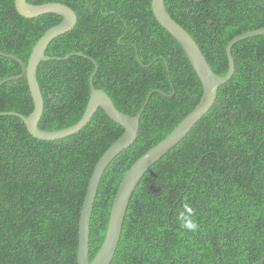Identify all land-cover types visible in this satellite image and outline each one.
<instances>
[{
	"label": "trees",
	"instance_id": "1",
	"mask_svg": "<svg viewBox=\"0 0 264 264\" xmlns=\"http://www.w3.org/2000/svg\"><path fill=\"white\" fill-rule=\"evenodd\" d=\"M27 1L63 3L78 16L46 50L60 59L38 67L41 129H65L82 118L96 65L95 88L121 112L136 116L152 93L137 139L102 176L90 226L93 259L124 175L199 104L203 87L155 17L152 0ZM165 6L219 76L229 73L228 43L264 27V0H165ZM62 20L55 13L26 18L15 0H0V50L27 64L37 41ZM232 55L234 74L210 111L138 183L111 264H258L264 257V35L235 42ZM21 71L0 55V81ZM33 109L26 76L1 85L0 113L28 117ZM124 132L102 108L78 133L53 141L33 137L17 115L0 116V264H78L90 178Z\"/></svg>",
	"mask_w": 264,
	"mask_h": 264
},
{
	"label": "water",
	"instance_id": "2",
	"mask_svg": "<svg viewBox=\"0 0 264 264\" xmlns=\"http://www.w3.org/2000/svg\"><path fill=\"white\" fill-rule=\"evenodd\" d=\"M15 6L18 13L26 18H34L43 14L55 13L60 15L63 20L58 25L46 31L37 41L32 49L27 64L16 55L0 50V55L16 60L22 68L19 75L11 76L0 81V87L5 82L21 79L26 76L34 103V109L28 117L15 112H2L0 116H19L25 123L29 133L33 137L44 141L59 140L78 133L91 121L99 108H102L114 122L125 128L124 134L106 150L96 164L89 181L79 220L78 264H111L121 238L127 208L138 183L147 170L179 144L198 121L210 111L216 101L219 87L227 82L234 74L235 63L232 55L233 44L248 37L264 35V27L238 35L228 43L226 53L230 62L229 73L225 76H219L210 66L193 36L170 16L165 6V0H152L151 6L155 17L182 46L189 62L201 81L203 95L199 104L182 120V122L161 142L140 157L126 172L115 194L104 241L99 251L93 259H91L89 247L91 218L102 176L112 160L132 145L137 139L141 114L152 93H149L144 107L139 114L136 116L125 114L118 110L112 98L105 91L95 88L93 80L97 73L96 65L90 79V98L82 118L76 124L65 129H41L39 127V122L44 113L45 101L37 78L38 67L42 61L60 59L56 57H47L46 50L55 38L71 31L76 26L78 16L72 8L63 3H43L35 5L29 3L27 0H15ZM80 55L87 57L84 54ZM68 57L69 56L66 58ZM91 60L96 64L95 60ZM258 264H264V257Z\"/></svg>",
	"mask_w": 264,
	"mask_h": 264
}]
</instances>
